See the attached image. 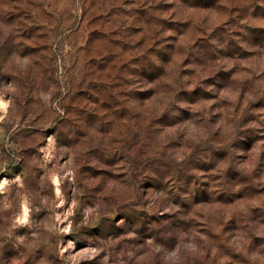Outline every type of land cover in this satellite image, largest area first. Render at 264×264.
Wrapping results in <instances>:
<instances>
[{"label": "rangeland", "instance_id": "374dc122", "mask_svg": "<svg viewBox=\"0 0 264 264\" xmlns=\"http://www.w3.org/2000/svg\"><path fill=\"white\" fill-rule=\"evenodd\" d=\"M0 264H264V0H0Z\"/></svg>", "mask_w": 264, "mask_h": 264}]
</instances>
